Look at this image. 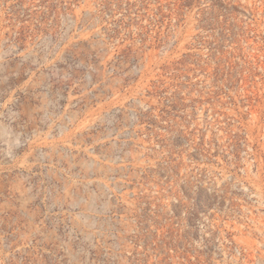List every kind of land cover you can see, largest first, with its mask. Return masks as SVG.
<instances>
[{
	"label": "rangeland",
	"instance_id": "obj_1",
	"mask_svg": "<svg viewBox=\"0 0 264 264\" xmlns=\"http://www.w3.org/2000/svg\"><path fill=\"white\" fill-rule=\"evenodd\" d=\"M0 264H264V0H0Z\"/></svg>",
	"mask_w": 264,
	"mask_h": 264
},
{
	"label": "clouds",
	"instance_id": "obj_2",
	"mask_svg": "<svg viewBox=\"0 0 264 264\" xmlns=\"http://www.w3.org/2000/svg\"><path fill=\"white\" fill-rule=\"evenodd\" d=\"M17 145H19V141H16L15 142ZM6 155L9 159L13 158V152L11 151V149L9 148L7 151H6Z\"/></svg>",
	"mask_w": 264,
	"mask_h": 264
}]
</instances>
